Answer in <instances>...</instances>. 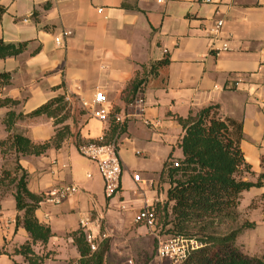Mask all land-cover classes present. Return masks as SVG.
Masks as SVG:
<instances>
[{
    "label": "crops",
    "instance_id": "0c3cea01",
    "mask_svg": "<svg viewBox=\"0 0 264 264\" xmlns=\"http://www.w3.org/2000/svg\"><path fill=\"white\" fill-rule=\"evenodd\" d=\"M0 9V40L26 43L19 55L0 59V73L10 75L9 83L0 85V99L18 102L0 108V122L9 110L27 116L62 98L63 114L24 117L17 126L33 143L49 141L57 125L70 131L59 147L19 160L28 190L44 196L36 217L52 234L44 245L32 246L42 259L39 264H77L73 234L81 230L96 243L109 240L104 264L108 258L118 264L124 255L141 264L152 258L153 237L133 218L145 206L166 203L169 184L161 172L169 156L182 157L177 118L189 112L217 105L222 117L240 122V150L252 173L246 179L264 173V0H0ZM216 11L223 27L215 38ZM225 41L228 48L222 51ZM163 59L167 64L153 69ZM134 81L142 82L136 98L143 99V113L131 102ZM96 90L105 94L113 112L126 117L114 140L121 178L111 199L104 197L96 165L76 145L108 138L109 124L92 118L83 106ZM73 105L81 113L75 134L67 119ZM61 186H76L77 192L59 204L47 202V193ZM263 192L264 186L242 192L239 209ZM247 194L251 196L243 203ZM5 205L0 210V248L7 255H0V264H28L7 250L29 238L15 226L12 196L7 209ZM153 261L169 263L154 257L147 264Z\"/></svg>",
    "mask_w": 264,
    "mask_h": 264
},
{
    "label": "trees",
    "instance_id": "16d2710c",
    "mask_svg": "<svg viewBox=\"0 0 264 264\" xmlns=\"http://www.w3.org/2000/svg\"><path fill=\"white\" fill-rule=\"evenodd\" d=\"M2 12L3 9H0V17ZM25 46L26 43L10 44L0 40V59L19 55ZM159 64L166 65L167 60L155 64L153 69ZM9 79L8 73H0L1 86L8 84ZM141 86V81L132 83L131 102L136 99ZM17 104V101L8 98L0 99V108H11ZM64 109L62 98H56L27 116L9 110L3 120L8 136L6 140L0 141V146L7 143L18 160L14 177L10 181L14 184L13 199L17 213L15 226H20L29 238L14 249L13 254L22 256L28 264H39L42 261L34 254L32 246L36 243L44 245L52 234L50 228L36 217L43 196L28 190L27 174L19 160L20 157L41 156L47 149L59 147L64 137L70 135V131L64 126L55 130L49 141L33 143L12 129L15 122L24 117L46 115L55 118ZM177 123L183 131L178 144L182 157L169 156L163 165L161 179L169 184V188L166 203L162 207L153 208L156 226L159 229L167 228L165 233L168 235L195 240L200 244L182 264H264L263 258L248 256L236 245L242 231L252 229L253 223L244 222L226 233H217V228L223 223H237V208L242 192L264 186V173L259 174L255 181L246 179L252 173L240 150L241 123L222 117L217 105L189 112L187 117L177 118ZM108 124L109 135L108 138L106 135L102 138L103 143L114 141L122 132L123 126L119 127L113 122ZM76 145L78 147L81 144L77 141ZM260 197L264 200V192ZM73 242L79 253L77 264H104L109 248L108 239L100 240L96 243V249L90 251L81 230L73 234ZM0 255H7L4 248H0Z\"/></svg>",
    "mask_w": 264,
    "mask_h": 264
},
{
    "label": "built area",
    "instance_id": "2783aa9c",
    "mask_svg": "<svg viewBox=\"0 0 264 264\" xmlns=\"http://www.w3.org/2000/svg\"><path fill=\"white\" fill-rule=\"evenodd\" d=\"M209 3L210 0H204ZM98 12H101L99 10ZM214 26L211 30L212 35L216 38L220 36L221 29L223 27V20L219 18V12H215ZM55 44H60V38H55ZM228 48L227 41L222 43L221 50L225 51ZM136 105L139 107V111L143 113L144 102L141 97L135 99ZM84 108L88 107L89 115L97 119L101 123L113 122L119 127H122L126 119L125 116L114 113L108 105L105 94L96 90L90 104H83ZM78 153L92 161L99 172V175L103 182V194L107 199L115 197L120 189V178H121V166L119 161L118 148L115 141L110 143H103L102 138L95 142H89L82 144L77 148ZM52 165L56 164L52 161ZM174 166H177L174 163ZM133 180L138 181L139 176L134 175ZM77 192L76 186H61L51 189L45 200L52 204H59L61 201L66 199L68 196ZM124 206H121L123 209ZM86 220L81 221V226H84ZM135 224H142L145 226L149 234L153 237L155 248V258L159 261L166 260L171 264H182L187 258L189 253L198 247L200 244L195 240L185 239L180 236H171L165 238L159 232V228L156 226V216L152 207L145 206L139 210L134 218ZM85 240L89 245L90 251L96 249V242L93 237L89 234H85Z\"/></svg>",
    "mask_w": 264,
    "mask_h": 264
},
{
    "label": "rangeland",
    "instance_id": "374dc122",
    "mask_svg": "<svg viewBox=\"0 0 264 264\" xmlns=\"http://www.w3.org/2000/svg\"><path fill=\"white\" fill-rule=\"evenodd\" d=\"M67 108V107H66ZM64 111H61L60 114H63ZM80 110L76 107V105L70 106V111L67 115L71 119V127L73 134L77 132L79 119H80ZM56 122H58L59 117L56 118ZM1 121V117H0ZM21 122V121H20ZM17 123H19V120L15 122L13 127V132L22 133V127L21 125L17 126ZM61 125H57L55 127L56 129L60 128ZM7 132L5 131L4 124L0 122V141H4L7 139ZM17 157L15 153L8 147V144H4L3 146H0V210L1 206L6 203V209H7V199L10 198V196L13 197L14 192V184L10 183L11 179L14 177V171L15 166L17 163ZM248 178V177H247ZM255 181L256 177L253 178ZM264 182V181H263ZM43 196V195H42ZM250 194H247L244 197V201H247V199L250 197ZM44 199V196H43ZM43 201V200H42ZM242 203V204H243ZM238 210V220L237 223H223L221 226L217 228V233L223 234L228 232L231 229L240 227L244 222H250L254 224V227L252 229H244L240 236L236 240V245L239 247L240 251L248 256H255L260 257L264 259V200L261 199V197L255 198L251 200L249 205L237 208ZM17 214V213H15ZM9 214H5V216ZM11 215V214H10ZM163 222V221H161ZM162 224V223H161ZM167 228L159 229V232L161 235H163L165 238L171 237V235H168L165 233ZM165 233V234H164ZM155 248V244H154ZM8 251L12 252L14 251L13 248L8 249ZM119 257V256H118ZM155 257V253H153L152 258ZM110 258L115 260V256L112 255ZM152 258H147V261H150ZM108 258V261L106 264H112ZM120 259L118 258V264H141L140 261H136L134 256L131 255H124ZM147 261H144V264H147ZM26 262V261H25ZM152 264H157L156 261H153ZM169 264V263H168ZM171 264V263H170Z\"/></svg>",
    "mask_w": 264,
    "mask_h": 264
}]
</instances>
